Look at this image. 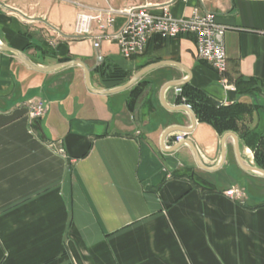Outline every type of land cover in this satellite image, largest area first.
<instances>
[{"label": "crops", "instance_id": "obj_1", "mask_svg": "<svg viewBox=\"0 0 264 264\" xmlns=\"http://www.w3.org/2000/svg\"><path fill=\"white\" fill-rule=\"evenodd\" d=\"M71 1L213 14L226 28L224 77L235 91L197 58L191 36H154L124 59L114 42L71 39L73 6L0 0V45L45 70L0 52V264H264V178L249 169H260L251 147L199 122L174 95L187 86L223 106L253 104L243 125L264 135V0ZM68 62L91 70V90L83 67ZM35 101L45 113L32 121ZM232 189L244 198L232 200Z\"/></svg>", "mask_w": 264, "mask_h": 264}, {"label": "built area", "instance_id": "obj_2", "mask_svg": "<svg viewBox=\"0 0 264 264\" xmlns=\"http://www.w3.org/2000/svg\"><path fill=\"white\" fill-rule=\"evenodd\" d=\"M124 17L125 22L115 33L109 31L114 27L117 17ZM54 34L58 33L53 30ZM224 26L216 23L213 14H198L196 11L188 18H173L167 11L153 14L145 7L115 10L112 8L97 9L92 13L78 12L75 18L71 39L90 40L93 48H99L101 42L108 41L117 44L119 53L124 59H131L144 53L150 38L176 39L191 36L195 41L197 58L206 62L220 77V84L227 90L235 91L224 77L226 71V56L223 37ZM181 88L174 89L177 98ZM191 110L190 106L184 105ZM32 121L44 116L45 108L39 101L27 105ZM182 136L176 137V142L182 141ZM232 200L244 198L238 189L227 192Z\"/></svg>", "mask_w": 264, "mask_h": 264}, {"label": "trees", "instance_id": "obj_3", "mask_svg": "<svg viewBox=\"0 0 264 264\" xmlns=\"http://www.w3.org/2000/svg\"><path fill=\"white\" fill-rule=\"evenodd\" d=\"M239 83V80L235 82L236 92L238 93ZM246 84L250 85L251 82L248 81ZM254 91L255 89H249L247 94L251 95ZM142 93L143 85L137 84L132 88L128 100L130 111L134 110ZM176 102L190 106L197 120L211 126L218 134L225 132L237 133L251 147L257 167L264 170V135H255L252 129L243 125L244 120L252 115V112L257 108L256 106L240 102L223 106L213 102L201 90L187 86L181 88V94L176 98ZM248 138L252 141H247Z\"/></svg>", "mask_w": 264, "mask_h": 264}, {"label": "water", "instance_id": "obj_4", "mask_svg": "<svg viewBox=\"0 0 264 264\" xmlns=\"http://www.w3.org/2000/svg\"><path fill=\"white\" fill-rule=\"evenodd\" d=\"M0 52H4V53H10L14 56H16L17 58H19L27 67H29L32 70L35 71H45L42 68L37 67L35 64H33L27 56H25L23 53L13 50L11 48L5 47V46H1L0 45ZM70 64H80L83 67L84 70V79H85V84L87 86V88H89L91 90V84H90V73L91 70L86 68L84 64L80 63V62H68V63H64L62 64V66H66V65H70ZM138 80V76H134L129 83L127 84V86H130L132 84H134L136 81ZM249 169L254 173L257 174L261 177L264 178V170L258 169L255 166H249Z\"/></svg>", "mask_w": 264, "mask_h": 264}, {"label": "rangeland", "instance_id": "obj_5", "mask_svg": "<svg viewBox=\"0 0 264 264\" xmlns=\"http://www.w3.org/2000/svg\"><path fill=\"white\" fill-rule=\"evenodd\" d=\"M54 1L56 3L73 6L74 8H76L78 10V12H88V13H92L95 10L100 9V8L86 7V6H83L80 3H77V2H74V1H71V0H54ZM134 8H139V7H134ZM118 10H122V9H118ZM7 13H9V14H15V15L17 14L18 16H20L22 18H26L27 17L26 15L22 14L20 11H18L15 8H12V7H10V9H9V11ZM28 19H32V18L31 17H28ZM38 21H42V22L45 23L46 19H45V17H40Z\"/></svg>", "mask_w": 264, "mask_h": 264}]
</instances>
